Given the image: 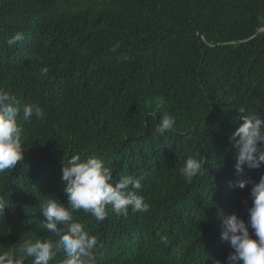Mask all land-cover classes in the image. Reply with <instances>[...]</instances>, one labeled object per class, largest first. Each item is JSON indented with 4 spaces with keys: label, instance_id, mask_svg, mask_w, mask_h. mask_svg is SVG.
Returning <instances> with one entry per match:
<instances>
[{
    "label": "trees",
    "instance_id": "obj_1",
    "mask_svg": "<svg viewBox=\"0 0 264 264\" xmlns=\"http://www.w3.org/2000/svg\"><path fill=\"white\" fill-rule=\"evenodd\" d=\"M0 264H264V0H0Z\"/></svg>",
    "mask_w": 264,
    "mask_h": 264
}]
</instances>
